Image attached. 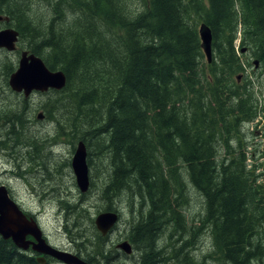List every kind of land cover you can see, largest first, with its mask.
Wrapping results in <instances>:
<instances>
[{"label":"trees","instance_id":"obj_1","mask_svg":"<svg viewBox=\"0 0 264 264\" xmlns=\"http://www.w3.org/2000/svg\"><path fill=\"white\" fill-rule=\"evenodd\" d=\"M46 1L55 15L45 22L20 0H0V14L19 42L28 39L27 51L65 74L64 88L50 91L54 99L42 108L57 123L56 136L73 148L82 142L88 158L97 150L111 170V192L135 188L148 206L130 232L144 251L140 264L197 263L185 251L199 230L170 250L153 245L156 217L171 237L181 227V167L205 204L200 224L211 234V256L264 264V183H257L264 173L252 175L242 152V130L264 107L245 75L250 62L239 55L245 46L264 80V0ZM201 24L212 35L210 63ZM5 118L17 121L18 141L30 145L22 120ZM0 264L35 262L0 237Z\"/></svg>","mask_w":264,"mask_h":264},{"label":"rangeland","instance_id":"obj_2","mask_svg":"<svg viewBox=\"0 0 264 264\" xmlns=\"http://www.w3.org/2000/svg\"><path fill=\"white\" fill-rule=\"evenodd\" d=\"M20 2L22 9L24 7L29 10L31 17L42 19L43 22L46 21L47 16L55 15L46 0H20ZM135 3L131 8L137 7ZM0 16L5 15L0 14ZM7 27L14 28L12 24L0 22V30ZM27 42V38L21 42L18 40V49L13 53L0 50V186L5 187L11 198L24 211L38 214L41 228L51 244L63 247L65 250L79 251L86 257H95L96 264H104L109 259L107 257L110 254L115 255L116 252L110 243L106 244L96 235L95 214L105 206H113L121 210L120 223L116 225L118 231L127 228L123 239L119 241L121 243L127 237L130 241L132 234H129V227L133 224V219L140 217L139 213L143 218L148 206L135 188L132 190L134 192L130 190L116 194L111 192L112 188L108 186L111 170L101 161L97 150H92L90 159L87 156L89 188L85 193L79 191L71 168L76 145L73 148L67 139L56 136L57 123L49 121L47 119L49 117L45 118L42 109L46 100L54 99V95L50 92L54 90L48 91L47 94L33 92L28 98H24L21 93H15L9 87V76L17 68L20 51L28 50ZM238 45L239 39L235 41V46ZM239 55L243 61L250 62L249 67L244 64L245 75L253 80L258 107L263 108L264 80L260 76L258 66L257 68L252 66L254 58L246 54L245 46ZM9 114L16 115L22 120L24 135L32 140L30 145L27 139L19 142L21 137L19 140L16 132L20 127L17 121L10 123L11 118H5ZM40 114L43 115V119H39ZM60 117L61 114L58 118ZM242 134L244 143L242 152L247 169L253 170L250 171L252 175L258 176L264 173V112H260L253 123L245 125ZM36 139L38 142L34 144ZM179 172L185 186L184 201L180 211L182 224L171 237L172 229L167 223L163 225L162 219L156 217L155 225L158 230L153 241L154 248L157 250L168 247L170 250L175 240L179 239L175 245L180 246L185 241H189L193 233L199 230L197 239L195 242L192 240L185 253L190 259L195 260L196 264H220L213 255L211 256V234L204 228L201 230L200 220L205 217L202 197L192 188L184 168L181 167ZM260 182L264 183V176L257 178V183ZM131 244L132 253L116 260L114 264L142 262L144 255L142 246L137 245V247L132 242ZM183 255L184 252L181 256ZM183 260L185 259L182 257L178 261L183 264ZM160 262L161 260L158 264ZM179 262L169 264H180ZM109 264L113 263L109 262Z\"/></svg>","mask_w":264,"mask_h":264},{"label":"water","instance_id":"obj_3","mask_svg":"<svg viewBox=\"0 0 264 264\" xmlns=\"http://www.w3.org/2000/svg\"><path fill=\"white\" fill-rule=\"evenodd\" d=\"M0 21L8 23L9 18L0 16ZM198 34L201 49L207 63H210L212 60L211 31L206 25L201 24L198 28ZM18 39L19 33L14 28L1 29L0 49H4L9 53L15 52ZM254 64L257 66V61ZM8 84L12 91L21 93L24 98H28L33 92L44 94L50 90H62L66 84V77L62 71H51L48 69L39 56L27 50H22L17 68L10 74ZM39 119H43L42 114L39 115ZM71 168L79 191L85 193L89 188V171L86 147L82 142H79L75 147L71 159ZM116 224L117 214L110 211L99 213L94 219L96 229L103 236L110 232ZM27 236L33 237L35 242L32 249L36 252L50 255L64 264H87L77 256L62 252L47 244L42 238V232L37 223L27 218L18 205L10 198L5 187L0 186V237L3 240H11L16 248L26 251L30 243L26 240ZM118 248L126 255H130L132 252L131 246L127 241L121 242ZM39 263L42 264L41 261Z\"/></svg>","mask_w":264,"mask_h":264},{"label":"flooded vegetation","instance_id":"obj_4","mask_svg":"<svg viewBox=\"0 0 264 264\" xmlns=\"http://www.w3.org/2000/svg\"><path fill=\"white\" fill-rule=\"evenodd\" d=\"M89 193V192H88ZM10 196V195H9ZM10 198H11V196H10ZM85 198H86V196H85ZM12 199V198H11ZM13 201H14V199H12ZM15 202V201H14ZM16 203V202H15ZM18 205V204H17ZM18 207H19V209H21L22 210V212L24 213V215L27 217V218H29V219H32V220H34L36 223H37V225L39 226V228L41 229V232H42V238L45 240V242L47 243V244H49L50 246H52L53 248H56V249H58V250H60V251H62V252H66V253H69V254H72V255H75V256H77L79 259H81L82 261H84V262H86L87 264H96V261H95V257H86V256H84L81 252H74L73 250H65V248H63V247H58V246H56V245H53V244H51L49 241H48V238L46 237V235L44 234V231L42 230V228H41V225H40V222H39V220H38V214H34V213H31V212H27V211H24L19 205H18ZM104 209H106V210H104ZM108 209H110V210H108ZM101 211L102 212H107V211H110V212H114V213H116L117 214V225H118V223H120V215H121V210H119L118 208H116V207H113V206H111V207H107V206H105V207H103L102 209H99V211L97 212V214H95L96 216L98 215V213L100 212L101 213ZM139 215H140V217H138L137 219H133V224L129 227V234H130V232L133 230V228L135 227V226H137V224H138V222L142 219L141 218V213H139ZM127 224H128V222H127ZM117 225L116 226H114L112 229L113 230H111L110 232H108L106 235H102L96 228H94V229H96L95 230V233H96V235L98 236V238L100 237L101 238V240L103 241V242H105L106 244L107 243H110L111 245H112V247H114V250H115V252H116V254L114 255V254H110V256L109 257H107V258H109L104 264H109V262L110 263H113L114 264V262L116 261V260H120L121 259V257H125V253L123 252L122 253V250H120L119 248H118V245L120 244L119 243V241L121 240V239H123V237H124V235L126 234V229L127 228H125V229H123V230H121V231H118L119 230V228L117 227ZM98 231V232H97ZM113 238H116V240H114ZM126 240H123V241H127L129 244H130V246H131V250L133 251V246H132V244H131V240L129 241V237H127V238H125ZM26 240L27 241H29L30 243H29V248L26 250V251H24V253L25 254H27L31 259H33L34 260V262H35V264H40L39 263V261H41L42 262V264H64V263H62V262H60V261H58L57 259H55V258H53L52 256H50V255H47V254H43V253H39V252H36L35 250H33L32 249V247L34 246V239H33V237H31V236H27L26 237ZM11 241V240H10ZM123 241H121V242H123ZM12 243V242H11ZM13 244V243H12ZM14 245V244H13ZM129 257H131V256H129ZM40 259V260H39ZM39 260V261H38Z\"/></svg>","mask_w":264,"mask_h":264},{"label":"bare ground","instance_id":"obj_5","mask_svg":"<svg viewBox=\"0 0 264 264\" xmlns=\"http://www.w3.org/2000/svg\"><path fill=\"white\" fill-rule=\"evenodd\" d=\"M5 24V23H4ZM18 64V63H17ZM37 123V122H36ZM3 129V128H2ZM80 142V141H79ZM78 143V142H77ZM13 149V148H12ZM73 149V148H72ZM9 155V154H8ZM25 158V157H24ZM5 174V173H4ZM24 177V176H23ZM75 178V177H74ZM69 188V187H68ZM75 191V190H74ZM79 192V191H78ZM109 204V203H108ZM72 208H74V207H72ZM104 210H106V209H104ZM56 222V221H55ZM73 229V228H72ZM96 230V229H95ZM98 232V231H97Z\"/></svg>","mask_w":264,"mask_h":264}]
</instances>
